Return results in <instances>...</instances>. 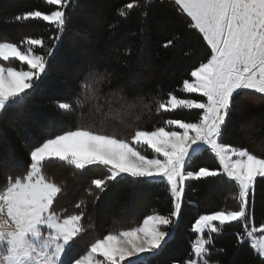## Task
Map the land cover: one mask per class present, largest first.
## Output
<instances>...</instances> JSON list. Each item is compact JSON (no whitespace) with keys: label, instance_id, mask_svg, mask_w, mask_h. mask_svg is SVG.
I'll list each match as a JSON object with an SVG mask.
<instances>
[{"label":"snow or ice","instance_id":"1","mask_svg":"<svg viewBox=\"0 0 264 264\" xmlns=\"http://www.w3.org/2000/svg\"><path fill=\"white\" fill-rule=\"evenodd\" d=\"M46 2L55 6L54 10L29 11L16 20L46 22L55 28L54 39L58 42L66 30L65 9L69 7V0ZM163 2L143 0L144 5ZM173 2L190 18L189 30H196L206 42L209 58L182 83V93L196 94L197 98L168 93L167 99L158 104L157 112L196 110L197 119L194 122L167 119L164 126L135 130L130 138L78 125L31 148L26 173L9 176L6 190H0V264H151L166 246V238H171L172 234L164 228L180 216L185 182L217 177L234 183L240 207L199 216L194 224L199 238L192 244L197 259L189 260L188 264H209L212 234H220L222 226L237 221L242 223L246 237L254 241L251 247L264 257V225L249 230L248 209L250 193L254 199L257 178H264V158L222 142L234 97L259 94L264 98V0ZM136 6L128 3L125 7L131 10ZM127 14L120 13L125 17ZM179 40L180 36H176L165 47L174 46ZM22 44H26L25 50L16 43L0 42V112L19 107L35 92L53 51L49 47L46 56L34 50L33 46L44 47L43 39L28 38ZM9 61L19 62L20 67L6 66ZM106 79V75H92L82 82V93L75 98V107L70 102H59L58 108L66 113L79 108L82 113L84 104L92 103L102 127L110 120L123 123L133 117L138 119V105L134 102L125 101L118 109L109 103L107 112L99 105L98 86ZM115 99L119 103L123 97ZM143 148L150 149V154H145ZM205 153L214 156L218 167L190 170ZM47 163L77 170L103 169L105 178L91 181L100 192L110 182L124 179L132 183H163L173 199L172 210L169 215H148L140 226L110 231L95 239L84 254L75 257L74 246L87 231L82 222L85 213L61 215L56 211L55 204L63 187L44 174ZM82 203L76 207L79 209ZM257 231L261 233L259 238ZM238 241L243 242V237L238 235Z\"/></svg>","mask_w":264,"mask_h":264},{"label":"trees","instance_id":"2","mask_svg":"<svg viewBox=\"0 0 264 264\" xmlns=\"http://www.w3.org/2000/svg\"><path fill=\"white\" fill-rule=\"evenodd\" d=\"M2 2L7 5L0 7V32L4 34L0 37V42L14 43L20 32L31 29L33 34L29 36L33 35L44 41V47H40L39 52L47 56L49 47L53 51L35 92L19 107H10L0 112V158L9 159L8 148H13L11 155L15 161L17 158L20 161L19 169L9 166L10 163L7 162L4 165L0 163V190H6L9 176L16 177L26 173L30 167L31 148L47 138L74 130L78 125L92 126L95 130L130 138L135 130H153L155 127L164 126L167 119H180L185 122H194L197 119L195 111L157 112L158 104L167 99L168 93L185 98L180 92L183 80L188 79L190 72L209 58L207 53L210 49L206 42L196 30H189L190 19L179 11L173 0H164L163 4L153 5H144L143 0H73L65 9L68 21L58 42L54 39L55 28L46 22L35 19L16 20L17 16L29 11L49 13L55 6L48 5L46 0H0V6ZM128 3L137 6L129 10L125 7ZM122 11L128 13L126 17L120 15ZM145 12L146 16L143 15ZM75 28H86L89 31L92 29L94 50L98 55L96 75L107 76L98 86V103L103 106L104 111L107 112L109 103L114 109H118L125 100L141 104L142 109H136L139 118L134 121V117L130 119L128 127L119 131L113 130L120 123L111 120L102 127L92 103H85L82 113L79 108L67 113L58 108V102L62 100L56 95L57 86H63L60 83L65 79L63 71L78 50L77 45L70 47L68 44V37ZM176 36H180L179 42L165 47L167 41ZM14 62H6V66ZM147 70L150 79L141 82L137 74ZM86 79L90 78L83 77L78 84L76 81L77 91L65 96L64 102L73 103L75 107V98L81 96V84ZM139 85L141 90L137 89ZM115 94L123 97V100L118 103L114 98ZM144 104L149 107L145 109ZM41 112L51 113L52 118L46 131H41L36 124L35 115ZM56 114H60L61 118H56ZM245 123L248 124L244 129ZM222 142L245 148L264 158V98L259 94L234 97ZM199 167L215 169L218 162L212 154L205 153L192 164L190 170L195 171ZM43 172L48 179L63 187V192L55 204L59 214H78L80 211L85 213L82 222L87 231L78 238L74 246L75 257L84 254L95 239L102 237L99 227H96L97 220L92 216L93 212L98 214L101 225L108 232H115L140 226L148 215H169L172 210L173 199L163 183H132L124 179L110 182L107 189L100 192L91 185V181L105 178L106 172L103 169L89 167L77 170L67 165L47 163ZM64 173L69 174V178ZM78 179L87 180L88 183H80ZM70 186L72 189L79 187L82 192L72 195ZM221 187L230 190L228 194ZM138 200L144 201L145 206L138 208L141 211L133 218L127 211V216L132 218L129 224L110 223L108 227L109 221H103L105 214L110 218L117 217L121 208L129 210L132 207L134 210L140 207ZM80 201L83 203L78 209L76 205ZM239 207L238 189L225 178L187 182L175 236L155 256L151 264H188L189 260L195 258L192 244L198 239V235L193 231V226L199 216L222 210H239ZM248 209L254 224L258 228L264 225V178H257L254 199L253 196L249 197ZM175 225L174 219L169 231ZM244 230L239 221L222 226V232L213 235V244L209 245L210 255L207 259L213 264H264V258L257 254L251 244H241L238 241V235L243 234ZM204 236L207 239V235ZM169 249L173 250V255L167 254Z\"/></svg>","mask_w":264,"mask_h":264},{"label":"rangeland","instance_id":"3","mask_svg":"<svg viewBox=\"0 0 264 264\" xmlns=\"http://www.w3.org/2000/svg\"><path fill=\"white\" fill-rule=\"evenodd\" d=\"M73 0H69V4L72 2ZM7 4L6 2H2L1 6L0 7H5ZM186 15V14H185ZM190 19V18H189ZM92 31V29H91ZM89 31L88 29L86 28H81V29H78V28H75L71 34L69 35L68 37V44L70 47L72 46H76L77 45V54L74 55L69 64L67 62V66H66V69H64L63 71V74L65 75V79H62V81H60V83L63 84V86H57V92H56V95H58L60 97V99L62 100L61 102H64L65 100V96H68L69 94L71 93H74L77 91V85H76V81L77 84L79 82L82 81L83 77H87V78H91L92 75H96L97 72H98V66H97V59H98V55L97 53H95V48H94V37H92V32ZM30 34H33V30H27L25 32H20L19 33V36H18V39L14 42L16 43L18 46H21L22 47V50H25L26 49V44H22V42H26V40L28 38H32V39H37L35 36L31 35L29 36ZM4 34L0 32V37H2ZM34 50L38 53V54H41L39 52L40 50V46H33ZM76 49V48H75ZM66 60V59H65ZM8 63V62H7ZM10 66H13V67H20V64L19 62L15 61L14 63H12ZM25 69H26V66H24ZM68 67V69H67ZM60 71H62V69H60ZM149 70H147V72L145 73H138L137 74V78L143 82V81H146L147 79H150V75H149ZM138 80V81H139ZM137 89L141 90V86L139 85L137 87ZM180 92L182 93V91L180 90ZM183 94V93H182ZM116 95V94H115ZM114 95V98L119 96V95ZM185 96V98H197V95L196 94H183ZM125 100V99H124ZM126 101V100H125ZM124 101V102H125ZM56 102V101H55ZM60 102V101H59ZM58 102V103H59ZM123 102V103H124ZM137 104V103H136ZM140 106V107H139ZM141 108L142 109V106L141 104L138 105V109ZM140 110V109H139ZM52 111V110H51ZM181 111V110H180ZM196 112V110H193ZM192 112V111H191ZM140 113V112H139ZM58 116V117H57ZM56 118H61V115L60 114H56L55 115ZM51 113L48 112L47 114H45L44 112H41L39 113V115H35V120H36V124H37V127H39L41 129V131H46L47 127L49 126V123L51 121ZM136 120V118L134 117L133 118V121ZM131 121L129 120H125L123 123H120L118 125L117 128H113V130H116V131H119L121 130L122 128L124 127H128V124L130 123ZM248 123H245L243 125V128L245 129L246 126H247ZM56 130V129H55ZM142 151L145 152V154H150V149H146V148H143ZM14 152L13 148H8V153H9V159H5L3 157L0 158V163L2 165L6 164L5 162L7 163H10L9 166L13 167V168H17L19 169L20 166H19V159L17 158V161H15V158H13V156L11 155L12 153ZM98 173V172H97ZM95 174V175H98V174ZM64 175H66L67 177L66 178H69V174H66L64 173ZM95 178V176H94ZM92 179V178H91ZM78 181L80 183H84V182H87V180H82V179H78ZM189 181H196V179H190ZM187 181V182H189ZM88 183V182H87ZM71 186H73V184H71ZM69 187V191H70V194L74 195L75 193L77 194H80L82 191L79 187H76L75 189H72V187ZM221 190L225 193L228 194V192L230 190H227V188H222L221 187ZM144 194V193H142ZM141 194V195H142ZM143 196V195H142ZM138 204L140 207H137L136 209H132L129 208V210H126L125 208H121L119 210V216L117 217H109L105 214L104 216V220H108L109 222V225L108 227L112 224H129V221L135 217L137 214H139V212L141 211V209L145 206V202L144 201H141L138 200ZM184 202V201H183ZM112 206V205H111ZM110 206V207H111ZM194 207V206H193ZM138 208H141L140 211ZM100 209V207H99ZM138 209V210H137ZM195 212V208L193 209ZM104 211V209H103ZM127 211H129L130 215L132 218H129V216H127ZM139 211V212H138ZM155 214H160V213H155ZM162 215V214H160ZM92 216H94V218L97 220L96 221V227L99 229V231H101V235H105L108 233V229H106V227H103L101 225V222H100V218L98 217V214L93 212L92 213ZM111 223V224H110ZM102 227V228H101ZM169 226L165 227L164 230L165 231H168L169 232ZM104 229V230H103ZM194 229V227H193ZM259 229V228H257ZM105 233V234H103ZM258 233V238L259 236L261 235V233L259 231H257ZM199 235V234H198ZM168 239V238H166ZM168 249V248H167ZM171 249V248H170ZM169 249V250H170ZM169 250L167 251L168 253L167 254H170V255H173V250ZM256 251V250H255ZM258 254V253H257ZM82 255V254H80ZM264 258V257H262Z\"/></svg>","mask_w":264,"mask_h":264},{"label":"water","instance_id":"4","mask_svg":"<svg viewBox=\"0 0 264 264\" xmlns=\"http://www.w3.org/2000/svg\"><path fill=\"white\" fill-rule=\"evenodd\" d=\"M185 183H186V182H185ZM183 200H184V195H183V198H182V203H183ZM179 218H180V216H179ZM179 218H178V220H179ZM176 229H177V226L174 228L173 234L176 233Z\"/></svg>","mask_w":264,"mask_h":264},{"label":"built area","instance_id":"5","mask_svg":"<svg viewBox=\"0 0 264 264\" xmlns=\"http://www.w3.org/2000/svg\"><path fill=\"white\" fill-rule=\"evenodd\" d=\"M246 238H248V237H246ZM249 240H251L250 238H248ZM241 243H243V242H241ZM213 244V243H212ZM210 252V251H209ZM194 259H197L196 257L194 258ZM209 264H212L211 262H209Z\"/></svg>","mask_w":264,"mask_h":264},{"label":"crops","instance_id":"6","mask_svg":"<svg viewBox=\"0 0 264 264\" xmlns=\"http://www.w3.org/2000/svg\"><path fill=\"white\" fill-rule=\"evenodd\" d=\"M218 223V222H217ZM194 227V226H193ZM193 231H194V229H193ZM195 232V231H194Z\"/></svg>","mask_w":264,"mask_h":264}]
</instances>
